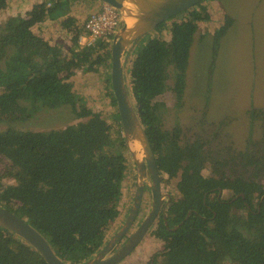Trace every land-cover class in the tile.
Instances as JSON below:
<instances>
[{
    "label": "trees",
    "instance_id": "16d2710c",
    "mask_svg": "<svg viewBox=\"0 0 264 264\" xmlns=\"http://www.w3.org/2000/svg\"><path fill=\"white\" fill-rule=\"evenodd\" d=\"M45 2L9 17L0 29V118L12 120L17 111L30 116L44 108L68 107L77 118L88 120L61 130L0 132V155L19 170L14 184H3L0 178V205L37 230L60 259L78 263L101 248L120 214L126 158L105 152L110 122L81 104L73 91L74 75L104 66L110 49L100 43L79 48L76 31L71 47L64 49L48 40L53 32L33 31L69 13L68 0H52L50 6ZM6 8L7 0H0V12ZM180 15L153 30L160 32L169 23V42L147 34L130 48L134 54L128 69L132 99L159 172L169 179L181 173L176 186L183 198L171 204L168 225L160 220L154 230L168 243L163 264H264V201L257 212L264 195L258 182L264 174V152L255 155L247 147L233 174L215 170L205 178L197 158H188L184 165L177 129L170 138L152 110L151 101L165 90L168 62L175 69L174 92L182 96L198 22L209 19L203 1ZM74 24L68 16L61 27L70 30ZM225 29L227 24L220 35ZM112 102L115 108L113 95ZM116 117L120 121L117 109ZM115 139L119 148L125 147L123 138ZM218 188L233 194L229 199L203 194ZM239 193L243 198L231 201ZM233 209L244 210V215L233 214ZM0 264L46 263L26 242L0 227Z\"/></svg>",
    "mask_w": 264,
    "mask_h": 264
},
{
    "label": "rangeland",
    "instance_id": "374dc122",
    "mask_svg": "<svg viewBox=\"0 0 264 264\" xmlns=\"http://www.w3.org/2000/svg\"><path fill=\"white\" fill-rule=\"evenodd\" d=\"M7 1L8 8L0 12V26L11 15L19 14L27 7L36 4L32 2L33 0ZM202 1L204 4H208L210 18L209 21L201 25V28L193 37L182 99L177 98L174 92L175 69L173 63L168 62L165 90L160 96L153 99L151 104L153 112L159 118L161 129L166 131L170 138L173 129H177L178 137L176 141L183 152L184 165L187 163L188 158L192 159L200 153L198 161L203 166L202 175L209 176L212 170H219V163L233 164L236 159L246 152L247 145L255 155L264 152L262 148L264 126L261 125V122L252 125L250 122L246 124L245 114H242L248 102L251 104L249 107L247 106L245 112L249 108H254L256 112L262 107L264 108V90L260 91L264 68V0ZM225 15L230 18L231 26L228 30L225 29L226 31L222 37L219 36L218 48H215L212 44V36L217 38L216 35L223 28L221 27L222 18ZM176 17L180 19L183 16L179 14ZM169 26V23H166L160 32L152 31L149 36L160 37L169 42ZM50 35L51 37L47 34L49 41L60 44L64 49L71 47L73 33L62 32L59 36ZM108 48L110 49L111 46ZM133 52L134 50L130 49L124 57L125 82L131 97L128 69ZM107 65L110 66V61ZM105 84L110 86L108 81ZM78 86L80 87V83L76 85L79 90ZM79 100L81 99L79 98ZM24 108H28L27 105ZM197 111L200 115L196 116V118H199L196 123L198 122L199 125L195 124L196 127H192L193 120L190 117L196 114ZM17 112H19L17 117L12 120L0 118V132L8 128L33 132L61 130L66 126L76 125L79 122L88 120V118H77L75 113L68 107L54 110L44 108L30 116L23 111ZM104 112L105 120L109 121L111 126L110 133L105 136V143L108 145L105 152L121 153L126 158V178L121 185L120 214L114 224L109 227L107 233V237H109L120 226L132 203L135 193V169L126 146L119 148L116 145L118 139L115 138H123V134L113 103L112 105L111 102L105 104ZM101 113L103 112L101 111ZM203 116L219 123L223 130L232 133H220L218 131L213 134L210 131L208 133L202 132L200 119ZM243 122H245L244 126H240ZM198 138H200V142L195 141ZM17 172H19L18 168L0 155V178L2 183L6 185L14 184L13 175ZM161 176L162 179L166 180V182L161 183V188L165 187L163 191L173 192L178 178L169 179L165 174ZM147 180L150 182L149 176H147ZM144 194V202H146L151 194L149 190ZM140 218L133 224L131 231ZM148 240H150V237L143 244L149 242ZM122 242H119L114 250L120 247L123 244ZM152 249L154 252L156 247L152 246ZM141 255L140 250L138 252L136 250L135 253L119 264H139Z\"/></svg>",
    "mask_w": 264,
    "mask_h": 264
},
{
    "label": "water",
    "instance_id": "95a60500",
    "mask_svg": "<svg viewBox=\"0 0 264 264\" xmlns=\"http://www.w3.org/2000/svg\"><path fill=\"white\" fill-rule=\"evenodd\" d=\"M118 10L122 25L113 36L110 48V87L126 149L135 169V193L132 203L120 226L106 237L101 248L88 259L78 263L60 259L47 240L25 220L0 205V227L32 247L46 264H117L129 255L139 244L153 223L161 196L160 173L144 127L129 95L125 80L124 57L130 48L142 37L160 24L167 22L202 0H97ZM133 145V146H132ZM141 149V156H135L132 147ZM132 146V147H131ZM149 175L150 182L147 180ZM151 194V207L144 220L129 238L117 249L114 248L131 230L138 215L144 189ZM114 250V251H112Z\"/></svg>",
    "mask_w": 264,
    "mask_h": 264
},
{
    "label": "flooded vegetation",
    "instance_id": "af4514ba",
    "mask_svg": "<svg viewBox=\"0 0 264 264\" xmlns=\"http://www.w3.org/2000/svg\"><path fill=\"white\" fill-rule=\"evenodd\" d=\"M206 12H207V14L209 16L210 14H209V11H208V4H206ZM207 21H209V19L206 20V21H203L202 23H205ZM4 23L5 22H3L2 25ZM225 24H227V29L226 30H228L230 28V26H231V20L228 17V15H225L222 18V25H221V27H223ZM2 25L0 27H2ZM197 31H198V29H197ZM197 31H196V33H197ZM196 33L194 34V36L196 35ZM219 36L222 37L223 34L222 35H220V33L217 34L216 35L217 38H215V36H212V44L214 45L215 48H218ZM260 85H261L260 91L264 90V68H263V75H262V80H261V84ZM253 95H251V96H253ZM181 97L179 98L180 100L182 99ZM193 104H196V103H193ZM250 104L251 103L248 102V107L250 106ZM248 107H246V109ZM249 109H250V111H249ZM249 109H248L249 112L248 111L245 112V110L242 111V114L243 113L245 114V115L243 114L245 120L247 119L246 124H249V122H250V124L252 125L254 123L261 122L262 123L261 125L264 126V108L259 109L257 112L254 110V108H249ZM198 112L199 111H197L196 114H194V115H192L190 117L193 120L192 127H196L195 124H198L199 125L198 122L196 123V120H199V118H196V116L197 115H200ZM200 120H201V131L202 132H207L208 133L210 131L213 134L217 133L218 131L220 133L221 132L232 133V132L223 130V127L219 123L213 122V121L209 120L208 117H206V116L201 117ZM244 124H245V122L241 123L240 126H244ZM199 140H200V138H198L195 141L196 142H200ZM247 147H248V145H247ZM262 148L264 150V143H263ZM199 157H200V153H198L197 155H195L193 158H197V160H198ZM240 158L236 159L233 164L232 163H224V164L219 163L218 164V167H219V170L218 171L222 172L223 170H225L226 172H228V175L233 174V172L235 171V166L238 163V161L240 160ZM213 172H214V170L211 171V173H210L209 176H204V177L205 178L212 177ZM163 174L164 173H160V182L161 183L163 181L166 182V180L162 179V176L161 175H163ZM177 178H178V180L181 178V173H178ZM171 179H173V178H171ZM177 182H176V184L174 186V191L173 192L168 191V190L165 192V191H163V190H165V187H162L161 188V196H160V200H159L160 207H159L158 213H157V215H156L153 223L151 224L150 228L147 230V232L145 233V235L143 236V238L141 239V241L139 242V244L125 258H128L131 254L135 253L136 250H137V252L140 250V252L142 253V255L140 257L139 264H163V254L165 252V248H166V246H167L168 243L166 241H163L162 239L158 238L154 234V230L158 226V223H159L160 220L163 221L164 225H168L167 220H166V215L168 214L169 209L171 208V204L173 202L180 201L183 198L182 193L177 189V186H176L177 185ZM258 182H259V184L262 186V188L264 190V174L263 175L260 174V178L258 179ZM147 190L148 189L145 188L144 189V193ZM144 193L142 195L139 212H138V215H137V217L135 219V222H136V220L139 217H141V218L139 219V221L136 224L135 228L132 231L130 230V232L127 233L128 235L126 234L125 237H123V239H122L123 242L121 241L122 243H124L129 238V236L140 225V223L144 220V218L146 217L148 211L150 210V207H151V196H150V198L149 197L147 198L146 202H144V195H145ZM203 194H212V196H213V194H217V196H216L217 199H219V198L220 199H229L231 197V194H233V193L231 191L227 190V189L221 190V189L218 188L216 191L215 190H212L209 193L208 192H204ZM242 194L243 193L237 194L234 198L231 199V201H234L239 196H241L243 198V195ZM204 201H205V198H204ZM263 201H264V195L259 200V206H257V212H259L260 205L262 204ZM248 209H249V207H248ZM243 211L244 210L233 209L232 210V213L233 214H236V215H244V212ZM188 216H189V212H188L186 218ZM135 222H134V224H135ZM182 224H183V222H180L177 226L182 225ZM149 237H150V240H148L149 242H146V244H143V242L147 238H149ZM152 246L156 247V249L154 250V252H153ZM121 262H119V263H121ZM119 263H117V264H119Z\"/></svg>",
    "mask_w": 264,
    "mask_h": 264
},
{
    "label": "crops",
    "instance_id": "0c3cea01",
    "mask_svg": "<svg viewBox=\"0 0 264 264\" xmlns=\"http://www.w3.org/2000/svg\"><path fill=\"white\" fill-rule=\"evenodd\" d=\"M41 1L42 0H33L32 2L33 3L35 2L37 4L40 3ZM68 4H69V13L67 15L58 18L56 21L46 20L44 23L33 27V31L37 30L36 33H39V30H41V33H47L48 31L49 32L51 31L54 33L53 35H57V36H59V34L62 32L73 33L74 31L79 33L78 37L84 34L83 24L86 18L88 17L89 14L99 10L101 6V2L97 0H68ZM31 7L32 6H29L27 7V9H24L22 12L18 11L20 12L19 14H13L11 16L22 15L25 12L29 11ZM7 8H8V1H7ZM209 14H210V10H209ZM68 16H70L75 22L74 26H72L70 30L66 29L65 27L64 28L61 27L62 22ZM202 24H203L202 22L198 23V29L201 28ZM109 74H110V66H108L107 63H105L104 66H96V67L93 66L91 71L84 74L82 72H77L74 75L76 80L72 79L74 93L79 95L78 98H80L81 101L89 109L93 110L94 112H97L103 119H106L104 117L105 104L111 102L112 105L113 103L111 87L108 86V84H105ZM77 83H80V87L78 86L79 90L76 88ZM114 110L116 113V107L114 108ZM101 111L103 113H101Z\"/></svg>",
    "mask_w": 264,
    "mask_h": 264
},
{
    "label": "built area",
    "instance_id": "2783aa9c",
    "mask_svg": "<svg viewBox=\"0 0 264 264\" xmlns=\"http://www.w3.org/2000/svg\"><path fill=\"white\" fill-rule=\"evenodd\" d=\"M51 1L46 0V6H50ZM121 25L122 20L118 10L106 3H101L99 10L89 14L83 24L84 34L77 40L79 48H91L99 43L110 47L113 36Z\"/></svg>",
    "mask_w": 264,
    "mask_h": 264
},
{
    "label": "bare ground",
    "instance_id": "6f19581e",
    "mask_svg": "<svg viewBox=\"0 0 264 264\" xmlns=\"http://www.w3.org/2000/svg\"><path fill=\"white\" fill-rule=\"evenodd\" d=\"M132 148H133L132 151L134 152L135 156H137V157L141 156V149L138 146L134 145V147H132Z\"/></svg>",
    "mask_w": 264,
    "mask_h": 264
}]
</instances>
